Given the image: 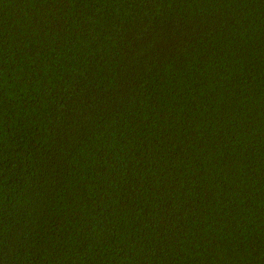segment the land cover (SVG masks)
<instances>
[{"label":"trees","instance_id":"trees-1","mask_svg":"<svg viewBox=\"0 0 264 264\" xmlns=\"http://www.w3.org/2000/svg\"><path fill=\"white\" fill-rule=\"evenodd\" d=\"M0 264H264V0H0Z\"/></svg>","mask_w":264,"mask_h":264}]
</instances>
